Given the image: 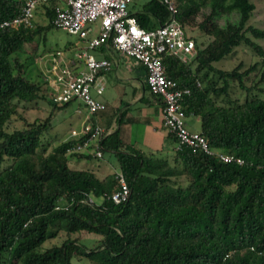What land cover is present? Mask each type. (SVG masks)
<instances>
[{
	"label": "trees",
	"instance_id": "trees-1",
	"mask_svg": "<svg viewBox=\"0 0 264 264\" xmlns=\"http://www.w3.org/2000/svg\"><path fill=\"white\" fill-rule=\"evenodd\" d=\"M174 2L175 18L184 29L197 26L212 39L206 44L196 40L198 53L190 63L167 55V74L191 88L183 99L187 118L199 117L200 132L211 148L235 160L225 162L188 146L175 150V145L170 159L125 145L120 126L127 112L118 110V127L106 129L100 139L103 156L104 151L116 155L131 191L127 201L115 203L108 196L119 188L117 172L100 177L90 169L70 166L71 158L101 157L69 151L78 140L59 135L48 151L44 135L53 130L59 111L74 102L53 101L48 81L31 79L20 56L25 44L55 28L54 2L44 5L46 25L0 26V264H73L75 257L83 256L94 264H264L263 62L247 66L240 61L231 71L215 65L241 45L264 56V48L254 40L264 38V29L249 23L256 4L252 0ZM24 3L0 0V22L19 14ZM232 12L239 14V22L221 26L218 16ZM131 14L146 29L170 18L160 0H148ZM100 51L113 59L104 48ZM145 74L148 95L142 99H157L163 105L149 91L147 70ZM234 83L243 99L233 97ZM41 100L51 105L44 121L25 122L13 132L5 129L19 114L20 103ZM169 137L176 144L175 134L169 131ZM89 194L103 197L101 203H89ZM61 231L67 234L62 244L44 248ZM81 231L102 238L90 248L72 237Z\"/></svg>",
	"mask_w": 264,
	"mask_h": 264
},
{
	"label": "built area",
	"instance_id": "built-area-1",
	"mask_svg": "<svg viewBox=\"0 0 264 264\" xmlns=\"http://www.w3.org/2000/svg\"><path fill=\"white\" fill-rule=\"evenodd\" d=\"M160 1L170 11V18L152 29L141 26L137 17L131 14L133 0H25L21 12L0 22V26L33 27L36 11L54 2V26L85 42L72 55L57 51L47 76L53 101L58 104L79 102L87 110L82 130L71 132L78 142L69 151L103 156L100 139L106 129L97 121V115L107 109V104L98 96L106 90L104 73L111 71L115 64L100 51L104 48L111 54L134 58L145 66L149 91L163 103L164 126L177 138L175 150L188 146L194 152L203 151L231 162L235 160L233 156L214 150L205 135L188 127L183 99L191 94V88L180 86L168 76L165 58L172 55L184 63L192 62L198 53L197 41L175 18L174 0ZM96 22H100L99 29L93 35ZM236 161L243 163L240 158ZM116 179L119 188L108 198L122 203L129 199L131 191L121 171L116 173ZM102 199L89 194L87 201L100 204Z\"/></svg>",
	"mask_w": 264,
	"mask_h": 264
},
{
	"label": "rangeland",
	"instance_id": "rangeland-1",
	"mask_svg": "<svg viewBox=\"0 0 264 264\" xmlns=\"http://www.w3.org/2000/svg\"><path fill=\"white\" fill-rule=\"evenodd\" d=\"M147 1L148 0H133L131 9L141 10L144 3H146ZM252 1L256 4V9L252 14L249 23L255 25L258 28L264 29V0ZM239 18L240 16L237 12H232L229 14H220L217 20L221 26H226L231 22L238 23ZM34 20L35 22H38L42 25H46L48 23L45 6H41L36 11ZM99 24L100 22L95 23L94 32L92 33L93 35L98 32ZM185 30L187 34L195 37L199 43L203 42L206 44L212 39L211 36L205 34L197 26H188L187 28H185ZM254 40L264 48V38H255ZM84 45L85 42L81 40L77 35H72L61 28L55 27L45 33V35L42 34L37 36L33 42L25 44L20 56L22 61L27 64V72L31 79L39 82H45V80H47L49 68L52 65V59L55 54H57V51L61 50L63 52V55H72L77 49H79V47H83ZM115 55L116 54H113L115 64L112 69L113 71L111 72L113 82H121L122 86L127 87L128 90L131 89L129 87L133 88L135 86L138 88L140 94H143V80H145L146 77L145 67L134 58ZM258 60L263 62L264 67V56L261 57L248 46L241 45L235 48L232 55L219 62H216L215 65L221 69L231 71L235 66L239 64L240 61L245 62V64L248 66ZM127 64H129L132 69H134L133 72L129 71L126 68ZM140 64L142 65V67L140 66ZM135 70H138L139 75L141 76L137 75L138 71L136 72ZM259 77L260 72L258 73L256 80L259 79ZM44 82L42 86L46 87V84ZM106 85L107 91L104 93L106 95V99L108 98L107 102L112 105V96H118V91L115 87H112V85L109 84V80L106 81ZM233 85L234 86L231 89L233 97L243 99L244 93L240 90L236 83H234ZM98 97L103 99L102 95ZM103 101L105 102L104 99ZM139 105L143 106V116L151 114L155 120L160 119V116H158L157 113V105L147 106L142 103H139ZM139 107L140 106L134 108V113L136 116L139 115ZM78 109H80L81 112H78ZM50 110L51 105L48 101L45 100H41L38 103L22 102L20 103L19 114L13 116L12 119L7 122V124L5 125V129L8 132H13L17 129L23 128L25 126V122H33L35 120L44 121L45 118L49 115ZM86 114L87 110L85 106L79 102H74L67 108L59 111L57 116L54 118L53 130H51L49 134H46L43 137L44 144L48 147V151H50L52 147L58 143L55 140L57 135L62 137L64 140L73 139L71 133L72 130L75 129L78 132L82 130ZM117 115L118 114H116V117ZM187 123L188 127L191 130L200 131L201 121L199 117L191 116L187 118ZM113 126L114 128L118 127V122L116 121V119L113 123ZM160 131L162 136L166 135L165 129L160 128ZM132 138L133 141L136 142V144H138L147 152V154L152 153L156 157H167L170 159H172L174 156L175 151L173 148L175 144L172 141L169 142L165 138L162 142L161 139H155L152 135V132H150V128L147 126V124H136V126L132 129ZM70 166L77 169H90L96 172L100 177H104L107 174L120 171V165L116 155L108 151H104L103 157L93 158L91 160H76L75 158H71ZM182 182L186 183L185 177H182ZM72 237L79 239L82 244L90 248L93 247L97 243V241L102 238L101 235L88 231L75 233L72 235ZM66 238V232L61 231L58 237L49 240L45 244L44 248L51 247L54 244L60 245ZM72 261L73 264H94L88 257L84 256L75 257Z\"/></svg>",
	"mask_w": 264,
	"mask_h": 264
},
{
	"label": "crops",
	"instance_id": "crops-1",
	"mask_svg": "<svg viewBox=\"0 0 264 264\" xmlns=\"http://www.w3.org/2000/svg\"><path fill=\"white\" fill-rule=\"evenodd\" d=\"M112 58H114V57L112 56ZM112 60H114V62H115V59H112ZM140 66L142 67L141 64H140ZM126 68L131 72L134 71V69H132V67L129 64L126 65ZM112 71L113 70L104 73V79H105V82L107 80H109V84L112 85V87H115L117 89L118 96L117 95L112 96L113 102H111L112 105H110L107 102L108 98L106 99L105 93H104V95H102L103 99L105 100V102L107 104V109H106V111L104 110V112L99 113L97 115V121L105 129H107V130L109 129V132H110L114 128L113 123L115 122L116 114H117L118 110L120 112H122V110L125 109V111L127 112L126 113L127 118L120 126V139L125 145L133 144L137 148L146 152L142 147H140L138 144H136V142L133 141L132 129H133V127L136 126V124H145V125L147 124V126L150 128V132H152L153 137L157 140L161 139V142L164 140V138L167 139L169 142L172 141V139H170V137H169V130L164 126V123L162 122L163 114H162L161 102L157 99H156V101L152 100V99L151 100L142 99L143 96L148 95V92L145 91V89H144V82L146 80V77H145V80H143V94H140V92L138 91V88L135 86L133 88L129 87L131 89L128 90L127 87L122 86L121 82H117V81L113 82L112 77H111ZM135 71L137 72L138 70H135ZM145 73H146V69H145ZM137 75H139V71L137 72ZM139 76H141V75H139ZM117 77H119V76H117ZM138 78H140V77H138ZM106 91H107V85H106L105 92ZM139 103L145 104L147 106L157 105L156 106L157 113H158V116H160V119L155 120L151 114L143 116L144 115V113H143L144 109H143V106L139 105ZM138 106H140L138 108L139 115L141 114L140 116L139 115L136 116L134 113V110H135L134 108L138 107ZM160 128H163L166 130L165 136L161 135ZM161 136H162V138H161Z\"/></svg>",
	"mask_w": 264,
	"mask_h": 264
}]
</instances>
